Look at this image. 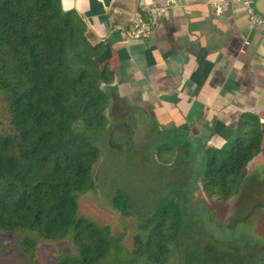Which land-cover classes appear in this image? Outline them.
I'll return each instance as SVG.
<instances>
[{
    "label": "trees",
    "instance_id": "16d2710c",
    "mask_svg": "<svg viewBox=\"0 0 264 264\" xmlns=\"http://www.w3.org/2000/svg\"><path fill=\"white\" fill-rule=\"evenodd\" d=\"M61 0H0V231L19 232L30 264L39 242L68 240L54 264H166L182 214L160 205L126 254L107 226L78 214V195L93 186L107 130L113 81L110 47L92 42L83 19ZM226 139L204 157L199 182L206 196L227 203L259 152L264 128L242 115L236 127L217 122ZM113 204L126 211V194ZM190 264V263H188Z\"/></svg>",
    "mask_w": 264,
    "mask_h": 264
},
{
    "label": "crops",
    "instance_id": "0c3cea01",
    "mask_svg": "<svg viewBox=\"0 0 264 264\" xmlns=\"http://www.w3.org/2000/svg\"><path fill=\"white\" fill-rule=\"evenodd\" d=\"M151 5L159 8L154 33L130 37L128 29L150 19ZM60 6L79 14L92 42L110 47L114 77L103 84L109 114L141 115L161 135L201 147L204 157L226 142L215 131L218 121L230 128L242 115H255L264 128V33L249 23L242 0H61ZM263 178L264 137L229 202L247 187L249 195L264 196Z\"/></svg>",
    "mask_w": 264,
    "mask_h": 264
},
{
    "label": "rangeland",
    "instance_id": "374dc122",
    "mask_svg": "<svg viewBox=\"0 0 264 264\" xmlns=\"http://www.w3.org/2000/svg\"><path fill=\"white\" fill-rule=\"evenodd\" d=\"M107 120V130L94 142L100 154L93 186L78 195V214L107 226L129 254L138 226L160 205L178 202L183 218L166 264H264V196L249 195L247 187L235 203L210 199L199 182L201 147L171 133L161 135L141 115L111 113ZM121 123L129 134L117 129ZM111 137L122 148L111 146ZM118 191L126 194L125 212L113 204ZM20 239L19 232L0 231V264H30ZM68 250V240L41 241L37 264H54L58 253Z\"/></svg>",
    "mask_w": 264,
    "mask_h": 264
},
{
    "label": "built area",
    "instance_id": "2783aa9c",
    "mask_svg": "<svg viewBox=\"0 0 264 264\" xmlns=\"http://www.w3.org/2000/svg\"><path fill=\"white\" fill-rule=\"evenodd\" d=\"M247 13L249 23L255 28H259L264 33V15L257 11L256 0H242ZM150 15L148 21L140 20L134 27L128 29L127 34L133 38H149L155 30L158 19L159 8L155 5L148 6Z\"/></svg>",
    "mask_w": 264,
    "mask_h": 264
},
{
    "label": "water",
    "instance_id": "95a60500",
    "mask_svg": "<svg viewBox=\"0 0 264 264\" xmlns=\"http://www.w3.org/2000/svg\"><path fill=\"white\" fill-rule=\"evenodd\" d=\"M255 7L257 9L258 12H260L261 14L264 15V0H256L255 1ZM117 129L119 131H123L126 134L130 133L129 127L126 123H121L120 125H118ZM110 144L111 146L115 147V148H122V144L120 143H114L112 140V137L110 138Z\"/></svg>",
    "mask_w": 264,
    "mask_h": 264
}]
</instances>
